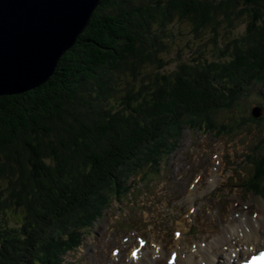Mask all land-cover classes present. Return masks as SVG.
Listing matches in <instances>:
<instances>
[{
    "label": "trees",
    "instance_id": "trees-1",
    "mask_svg": "<svg viewBox=\"0 0 264 264\" xmlns=\"http://www.w3.org/2000/svg\"><path fill=\"white\" fill-rule=\"evenodd\" d=\"M241 19L244 34L228 31L218 44L221 25ZM176 22L189 27L183 38H215L170 58ZM263 79L264 0H101L46 83L0 96V264H39L61 218L86 224L107 203L102 191L120 187V172L142 166L143 147L153 142L160 157L170 123L226 107Z\"/></svg>",
    "mask_w": 264,
    "mask_h": 264
},
{
    "label": "water",
    "instance_id": "water-1",
    "mask_svg": "<svg viewBox=\"0 0 264 264\" xmlns=\"http://www.w3.org/2000/svg\"><path fill=\"white\" fill-rule=\"evenodd\" d=\"M101 0H0V96L46 83Z\"/></svg>",
    "mask_w": 264,
    "mask_h": 264
},
{
    "label": "rangeland",
    "instance_id": "rangeland-1",
    "mask_svg": "<svg viewBox=\"0 0 264 264\" xmlns=\"http://www.w3.org/2000/svg\"><path fill=\"white\" fill-rule=\"evenodd\" d=\"M246 27H247V23H246L245 19H241V20L237 21L236 25L232 29H229V30H227L224 25H221V27L218 29L219 33H218L217 38H216L218 44H222L223 41H226L224 37H225V35L227 34L228 31H230V32L227 34V36L229 38L233 39L235 37H239L242 34H244ZM187 28H189V27L182 26V24L180 22H176V25L174 27H169L168 28V32H170L171 36L173 37L172 41L176 42L177 43L176 44V48H179L178 53L172 54V56H170V58H176L177 59V56L182 51V54L187 59L188 56H190L193 53L194 47L196 46V44H195L196 42L199 43V44H205L209 38H212V39L215 38V34H214V32L212 30L209 31L211 34L208 33V32H205L200 40L199 39H194L192 34H189L188 36L183 38V35H181V33L182 32L184 33L187 30ZM173 34L176 35V36L174 37ZM229 40H231V39H229ZM187 41H190L191 45H189ZM187 47H189L190 49H188ZM208 48L214 50V54L209 53L210 54L209 55V54H207V52H205V55L208 57L209 61H214L213 55H218V53H219L218 52V48L213 46V45H211V44H209ZM191 49H193V50H191ZM175 66H176V64H174V65L171 64V66L166 68V70L171 72V71H173L175 69ZM260 84H261V82H260ZM255 87L258 88V85L256 86L254 84V85L250 86L248 88V90L246 91L244 96L240 97V99L239 98L238 99H234L226 107L223 106L224 109H222V110H219V111H216V112H212V113H210L208 115H201V114L193 113L192 115H190L187 118L183 117V120L180 121V122H172V123H170V125L167 128H165L163 130V132H161V137L163 138V140H166L167 143H168V141L170 139L174 138L176 134H178L181 131L187 130L188 127H190V126H193V127L198 126L203 121L211 120V119H213L215 117H216V119H217L219 124H224V125H228V124H231V123H234V122L238 121L241 118V116H242V111L245 114L247 112L246 111V106L247 105L245 104V101H243V100H249V98L254 97L255 95H257V91H256V93L254 95H252V92L254 91ZM262 121L264 122V120H262ZM185 133H186V131L184 132L183 136H185ZM161 143L164 144V142H161ZM261 143L264 144V136H263V138L261 140ZM157 146L158 145L154 146V144L152 142V143L146 145L145 147H143L141 149V152L138 155V161L140 162V164H145L146 161L148 160L147 157H149V158H153L154 157L153 154L155 152H157L159 150V148H160V147L157 148ZM136 162L131 163V168H130L129 165L127 166L128 168H130L129 170H122L120 172L119 177H122V176H124V177L121 178V182L119 184H122L124 182V180L127 178V176H131L133 174V172H135V170L137 168L134 171H131V169L133 168V166H134V164ZM246 174H247V171L244 168L243 172L240 174L241 179ZM236 184H234V186ZM234 186H233V188H234ZM110 193H112V191L110 192L109 189L103 190L102 191L103 198L106 199V197ZM237 194L240 197V199H242V200H247V201L254 200L250 196H247V195L244 194L243 188L242 189H238L237 190ZM109 202L105 206L101 207V214H100L99 218H101L104 215L103 216L104 219H103V221L101 223H99V227H97L95 229L97 232H99V230L102 228V226H104V221H105L106 216H107V211L110 210V208H109L107 211H105L106 208L110 205ZM74 221H75V218L72 215V213L71 214L69 213V214L65 215L63 218H61L58 221V223L55 224V226L52 228V230L50 232L51 236H50V238H47V241H48L47 245L49 246L52 242L60 239L61 235H59L58 232H60L61 229L65 228V227H67L65 231H68L69 230L68 229V225L71 226L70 222H74ZM14 222H16L14 219L10 220V224L8 226H11V227L19 226V225L14 224ZM91 226L93 227V224ZM95 226L92 228V230L95 228ZM73 227H76V225L72 226L71 229Z\"/></svg>",
    "mask_w": 264,
    "mask_h": 264
},
{
    "label": "bare ground",
    "instance_id": "bare-ground-1",
    "mask_svg": "<svg viewBox=\"0 0 264 264\" xmlns=\"http://www.w3.org/2000/svg\"><path fill=\"white\" fill-rule=\"evenodd\" d=\"M97 10V9H96ZM183 19V18H182ZM149 52V51H148ZM157 54V53H156ZM166 156H167V153H166V151H161L160 152V157L163 159V160H165V158H166ZM64 189V188H63ZM17 196V195H16ZM68 229L71 231V226L70 225H68ZM216 230H217V228H215ZM51 232V231H50ZM59 241H54L52 244H51V246L49 247V250L50 251H52L56 246H58L59 245ZM43 262H47V260H46V258L45 257H43Z\"/></svg>",
    "mask_w": 264,
    "mask_h": 264
},
{
    "label": "snow or ice",
    "instance_id": "snow-or-ice-1",
    "mask_svg": "<svg viewBox=\"0 0 264 264\" xmlns=\"http://www.w3.org/2000/svg\"><path fill=\"white\" fill-rule=\"evenodd\" d=\"M133 255H135V254H133ZM255 260H259V261L264 262V253H261L259 257L255 258ZM255 260H254L253 264H255Z\"/></svg>",
    "mask_w": 264,
    "mask_h": 264
}]
</instances>
